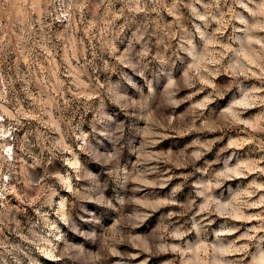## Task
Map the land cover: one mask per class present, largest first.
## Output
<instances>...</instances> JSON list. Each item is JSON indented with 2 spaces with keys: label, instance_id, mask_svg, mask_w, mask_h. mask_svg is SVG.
I'll list each match as a JSON object with an SVG mask.
<instances>
[{
  "label": "rangeland",
  "instance_id": "374dc122",
  "mask_svg": "<svg viewBox=\"0 0 264 264\" xmlns=\"http://www.w3.org/2000/svg\"><path fill=\"white\" fill-rule=\"evenodd\" d=\"M232 7L0 0V115L15 128L0 264H264V79L232 51L248 55ZM221 66L196 95L182 86ZM105 105L130 116L102 131Z\"/></svg>",
  "mask_w": 264,
  "mask_h": 264
},
{
  "label": "clouds",
  "instance_id": "9594fccd",
  "mask_svg": "<svg viewBox=\"0 0 264 264\" xmlns=\"http://www.w3.org/2000/svg\"><path fill=\"white\" fill-rule=\"evenodd\" d=\"M233 7L230 9L228 15L230 18V21L232 19L237 20L240 24L244 25V31L246 33L245 40L242 44V49L246 50L248 55H245V51H240L233 49V52L239 51V55L241 57V63H243L244 60H247L249 64H254L255 69H257L260 73V76L262 79H264V0H232ZM241 9V12H237L236 8ZM248 13L249 18H245L243 13ZM201 20H204V16L199 17ZM222 55H226V53H222ZM219 64V62H216ZM223 67H213L211 72H209L207 69L197 75H194L191 80L183 81L182 86L190 88V89H196V92H193L192 95H196L197 92L202 90V88L198 87L200 85H207L208 80L207 79H201L202 76H212L215 74H218L220 71H223ZM229 74H231V68L228 69ZM244 75L248 74L247 66H245V70L243 72ZM173 84H176V81H173ZM178 90V89H177ZM214 96L215 93H213V96L209 99L196 103L194 105V108L196 109H203L208 105L209 103L214 102ZM187 99H191V96L187 97ZM183 101L178 98H173L170 101V106L173 108L179 107V105ZM264 102V101H262ZM233 108L237 107L235 104L232 105ZM103 111L106 113V119L102 123L97 124V128L102 131H108L112 127L116 126L118 124V121L121 119H124L126 116H130V113L128 110H122L121 115H117L116 113H113L110 108L105 105ZM5 115H8L5 113ZM12 119H15L13 117ZM4 115H0V181L6 179L3 175V167L5 164H10L13 161L14 158V148L11 145L12 141V133L15 131V128L9 125L8 127H5L4 123ZM241 123H244V121H240ZM19 123V121H17ZM214 130V129H213ZM105 139H108L106 136ZM198 155V154H196ZM116 156H110L107 159L103 161H97L96 163H99L102 167H107L111 165L113 160H115ZM17 159H19L17 157ZM180 166L179 164L177 165ZM99 179V178H98ZM8 189L0 186V198H2L6 193ZM88 203H95L97 207H102L100 203H98L96 200L92 198H88ZM63 207V205H61ZM82 212L85 213V215L88 214V210L82 207ZM65 224L69 227L72 226L73 221H71L69 218H65ZM135 239V238H134ZM111 243L113 245L124 243L126 242L124 239H115L110 238ZM6 251L8 249H5ZM161 251H167V249H160ZM22 251V250H20ZM37 251L40 253V255L50 259V260H57L58 257L55 255V252L51 249L45 250L44 247L37 245ZM145 251H148V249H145ZM219 251V250H217ZM113 255L119 256L121 253L113 250ZM27 255V253H25ZM31 264H36L35 261H31ZM214 264H222L220 260L214 261Z\"/></svg>",
  "mask_w": 264,
  "mask_h": 264
}]
</instances>
